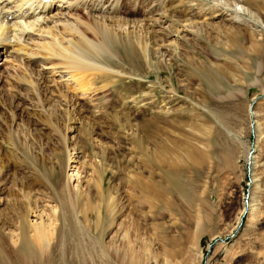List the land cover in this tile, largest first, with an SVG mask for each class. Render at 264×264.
<instances>
[{"label":"rangeland","instance_id":"1","mask_svg":"<svg viewBox=\"0 0 264 264\" xmlns=\"http://www.w3.org/2000/svg\"><path fill=\"white\" fill-rule=\"evenodd\" d=\"M124 1V9L132 10ZM253 1L258 6L245 0H187L193 10L184 18L185 13L177 15L198 22L199 31L154 33L149 44L151 61L157 64L151 69L138 47L142 59L122 42L120 60L105 56L101 62L126 72L117 82L112 78L97 84L105 90L94 103L81 101L71 112L57 93L42 86L36 95L21 83L23 78L41 83L42 75L60 86L68 77L49 73L46 66L52 64L36 55L30 63L22 58L23 68L14 73L21 80H11L6 72L15 68L16 57L11 49L0 51V264H48L31 253L35 247L29 222L37 221L46 205H57L61 184L85 190L88 178L95 182L102 178L104 191L110 194L105 203L126 205L130 193L135 198L128 205L139 211L133 185L145 181L149 169L157 170L158 158L177 159L186 166L180 173L186 194L182 190L185 197H179L167 181L172 183L177 175L165 176L172 218H167L162 234L152 225L148 228L147 238L154 243L148 241L158 249V262L151 259L149 264H264V0ZM72 4L68 1L60 9L68 13L65 9ZM84 8L77 9L87 15ZM32 38L36 36L24 43ZM118 93L127 103L118 101ZM21 97L45 111L52 127L32 113H21L20 104L25 102ZM144 123L149 124L147 138L146 130H137ZM193 162L197 166L190 168ZM92 194V205H99L95 189ZM153 211L156 218L162 207ZM158 218L149 221L157 223ZM121 219H116L114 232ZM101 222L103 232L111 217ZM11 231L13 242L7 237ZM112 234L106 235V242ZM24 238L28 246L23 245ZM120 242L114 246L123 245ZM58 259L51 263L58 264Z\"/></svg>","mask_w":264,"mask_h":264},{"label":"bare ground","instance_id":"2","mask_svg":"<svg viewBox=\"0 0 264 264\" xmlns=\"http://www.w3.org/2000/svg\"><path fill=\"white\" fill-rule=\"evenodd\" d=\"M68 1L69 5L73 3L72 5L75 6L65 9L68 11V13H65L63 9H60V6H64V3ZM193 1L195 0H191V2ZM108 2H110V7L106 8L105 5ZM245 2L258 6L253 0H245ZM57 3L58 5H56ZM127 3L132 10L126 9V11L124 9V0H0V51L8 52V49H11L18 64H16L15 68L9 67L6 77L12 78L11 80H19L20 78H15L14 73H16L17 68L24 64H22V58H25L30 63L34 56L41 55L42 59L47 60L48 63L46 64H52V66H46V69H51L49 73H63V77H68L66 83L63 82L59 86V83L54 78L49 81V77L46 78L42 75L40 78L42 80L41 83L25 78L22 79L21 83L24 84L23 86L27 90L32 91L36 95L40 93L38 91L41 90L42 86L50 93H57L62 99V105L68 111L72 107L74 109L81 101L94 103L95 99L93 98L105 90V86L98 87L99 85L97 86V84L112 78L114 82H117L122 73L126 72L120 70L119 65L112 68V66L108 67L101 62L105 56L120 60L121 54L119 51L122 42H127V46H131L133 55L137 59H142L137 50L138 47L142 55L145 56L147 67L151 69L157 64V61H151L150 49L152 48L149 44L153 42L151 39L154 33L172 35L173 33L178 34L180 30L186 33H191L188 29L200 30V24L193 21L192 18L182 20V18L189 16L190 13L188 14L187 10H193L187 0H127ZM79 5L85 6L84 9H87V15L78 11ZM122 8L124 10H121ZM54 11L58 13L54 14ZM181 13H185V15L181 16L182 18L177 15ZM141 15H144L146 19H134V17ZM154 15L157 16L154 18ZM53 20L55 21L53 22ZM151 27L156 28L157 31L152 30ZM144 34L149 37V42H145ZM159 34H157L158 38L156 39L160 38ZM32 35L33 37L36 36V38L31 39V42L34 40L33 43H24L25 40H30ZM37 39L38 42H36ZM160 46L165 48V40L161 42ZM117 64L119 62L115 63V65ZM215 67L212 69H215ZM218 70L221 71V69ZM19 83L17 84L19 85ZM113 84L111 83V85ZM142 85H140L141 90L143 89ZM116 86L117 84L111 87L117 90ZM106 87L108 86L106 85ZM117 97L118 101L120 100L119 102L124 101L127 103L128 101H126V96L121 93H118ZM20 99L22 102L25 101L20 104L21 113L24 111L29 114L32 113L31 115L40 122L52 127L53 124L49 120L50 117L48 118L49 115L47 116L45 111L33 108L32 104H30L31 102H28L27 99L22 97ZM53 129L57 131L55 128ZM137 130L139 132L146 130L143 137L147 138L149 136V124L144 123ZM189 150L194 152L193 148ZM195 163L193 162L189 167L194 168V165L197 166V163ZM155 166L160 173L157 170L154 172L149 169L147 179L137 182V185H133V190H137L136 192L138 193L136 194L138 205L136 204L135 206L139 208V211L133 208V205L132 208L129 207L135 198L130 193L126 194L129 196V198L126 197V205L119 203L120 206H117V204L114 206L110 202L105 203L107 201H105L106 195L109 198L110 194L109 192L105 193L102 178L98 182H95L94 178H88L85 183V190H80L79 185H76L73 191L68 182L64 185L61 184V187L59 186L57 189V196L60 198L57 205H46L38 215L39 219L35 222H29V226L33 230L30 240H32L35 247V250H32L31 253L34 251L40 261L44 259L48 264H52L51 261L55 263L58 256V264H121L123 262L125 264H149L151 259H155L157 263L158 249L152 248L150 242L153 241L147 238V230L151 225L156 230H159L158 234H162L163 231L167 230V218L171 216L172 203L167 196V185L168 183L172 184L177 195L181 198L185 197L184 194L181 195V191L184 190L182 186L184 187V185L180 173L186 166H183L181 161L178 164L177 159L169 162L166 158H158ZM62 169L65 170V164H63ZM77 175H79L78 172ZM157 175L159 179L154 181L153 178ZM166 175L177 176L172 180V183L169 180H167V183L164 180ZM144 179L141 178V180ZM93 189H95L99 200V205L97 206L92 205ZM183 193H185V190ZM189 195H191L190 192ZM189 195L187 194L188 197ZM189 198L191 199V197ZM189 198L187 199L188 201H190ZM161 207L162 211L158 213L159 218L158 216L153 218L151 216L154 212L153 209H161ZM59 208L62 209L63 213L59 214ZM115 208L116 211H114ZM124 208L130 214L126 213V210H123ZM67 216L71 217L69 221H67ZM106 216L111 217V222L101 232L103 228L101 220ZM121 217H124V219H121L118 228L114 232L116 219L120 220ZM157 218L160 221H158L159 223H150V221L153 219L157 220ZM59 219L60 223L58 222ZM152 226L150 227L151 229ZM109 233H114V235L112 234L111 240L106 242L105 237ZM3 235L6 236L7 234ZM7 237L13 242L15 238L14 232L11 231ZM119 240H121L120 243L123 245L114 246V243L119 242ZM15 241L16 243L18 242L17 240ZM16 243H11L15 249ZM26 244L27 246L29 244L27 239L24 240L23 245L26 246ZM20 251L24 255L21 249ZM56 253L58 256H56ZM54 255L56 259L54 258L55 260L53 261ZM84 255L85 258L83 257Z\"/></svg>","mask_w":264,"mask_h":264}]
</instances>
